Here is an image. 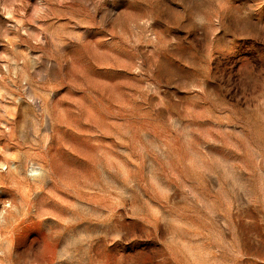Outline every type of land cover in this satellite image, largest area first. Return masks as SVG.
Returning <instances> with one entry per match:
<instances>
[{"label": "rangeland", "instance_id": "rangeland-1", "mask_svg": "<svg viewBox=\"0 0 264 264\" xmlns=\"http://www.w3.org/2000/svg\"><path fill=\"white\" fill-rule=\"evenodd\" d=\"M0 264H264V0H0Z\"/></svg>", "mask_w": 264, "mask_h": 264}]
</instances>
